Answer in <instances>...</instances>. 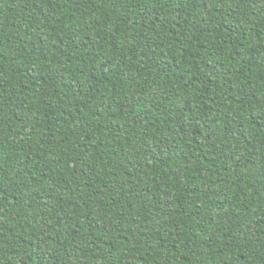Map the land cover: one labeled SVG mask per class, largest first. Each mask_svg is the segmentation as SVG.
<instances>
[{
  "label": "trees",
  "instance_id": "obj_1",
  "mask_svg": "<svg viewBox=\"0 0 264 264\" xmlns=\"http://www.w3.org/2000/svg\"><path fill=\"white\" fill-rule=\"evenodd\" d=\"M0 264H264V0H0Z\"/></svg>",
  "mask_w": 264,
  "mask_h": 264
}]
</instances>
